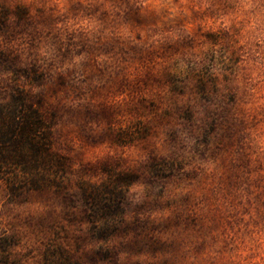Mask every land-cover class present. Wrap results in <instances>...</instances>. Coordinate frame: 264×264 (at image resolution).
<instances>
[{
    "label": "clouds",
    "instance_id": "1",
    "mask_svg": "<svg viewBox=\"0 0 264 264\" xmlns=\"http://www.w3.org/2000/svg\"><path fill=\"white\" fill-rule=\"evenodd\" d=\"M0 21V111L22 123L30 106L48 154L73 161L57 173L9 149L0 264L95 247L77 249L80 185L109 177L78 173L108 158L150 205L132 264H264V0H0Z\"/></svg>",
    "mask_w": 264,
    "mask_h": 264
},
{
    "label": "trees",
    "instance_id": "2",
    "mask_svg": "<svg viewBox=\"0 0 264 264\" xmlns=\"http://www.w3.org/2000/svg\"><path fill=\"white\" fill-rule=\"evenodd\" d=\"M4 54H0V62L5 61ZM22 117V123H8L5 113L0 111V123L6 125V130L0 129V162H6L10 158L9 149L15 151L23 144L31 147L32 156L26 160V163L33 167L44 166L48 169H55L57 173L63 172L61 167L65 164L64 158L58 153L55 155L48 154V137L49 133H44L37 139L36 133L43 127L44 120L40 114L31 111L19 113ZM7 153V154H6ZM109 179L100 188L80 185L83 192L94 202L97 208V219L95 224L100 233L107 236L112 231L119 230L123 223V199L125 191L124 186L131 185L136 180L133 174H124L116 176L109 171ZM100 217L101 219H99ZM50 264H80L79 259L71 260L65 258L66 254L63 249H55L54 253L49 255Z\"/></svg>",
    "mask_w": 264,
    "mask_h": 264
},
{
    "label": "rangeland",
    "instance_id": "3",
    "mask_svg": "<svg viewBox=\"0 0 264 264\" xmlns=\"http://www.w3.org/2000/svg\"><path fill=\"white\" fill-rule=\"evenodd\" d=\"M2 24V21H0ZM5 58L0 64L7 63L9 56L4 55ZM103 137L99 141L92 140L91 143L95 146L96 143H102ZM60 155V154H59ZM62 156V155H61ZM65 160V164L61 167L63 170L60 173H67L70 170V166L73 161L67 157L62 156ZM120 161L112 160L111 158L105 160H98L95 164L89 162L81 165L79 175H95L103 172L109 177V171L113 172L116 176L131 174L128 172L117 171L120 168ZM134 175V174H133ZM136 176V175H135ZM140 177L136 176V180ZM133 181V182H135ZM81 188V187H80ZM81 198L85 205L83 220L87 221L90 225L86 234L77 238V249L85 244L95 245L90 251H86L81 256H77L80 264H132L130 257L137 255L145 250H151L149 243L150 237L148 233L153 230L147 219H141V213L144 212L150 205L148 204H136L127 198L125 191L123 199V223L119 230L112 231L108 236L98 231L95 224L97 219V208L94 206V202L90 200L86 193L81 188ZM101 219L100 217H98ZM120 252H127L129 259L125 261H119L118 256ZM45 264H50L49 256H45Z\"/></svg>",
    "mask_w": 264,
    "mask_h": 264
}]
</instances>
